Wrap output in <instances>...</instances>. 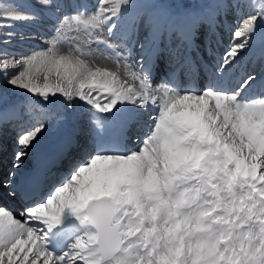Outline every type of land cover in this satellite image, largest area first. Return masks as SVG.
I'll list each match as a JSON object with an SVG mask.
<instances>
[{"label": "snow or ice", "instance_id": "obj_1", "mask_svg": "<svg viewBox=\"0 0 264 264\" xmlns=\"http://www.w3.org/2000/svg\"><path fill=\"white\" fill-rule=\"evenodd\" d=\"M227 19L223 57L194 59ZM241 61L264 69V0L0 3V195L21 202L0 203V264H264V72L233 86ZM50 120L68 134L21 172Z\"/></svg>", "mask_w": 264, "mask_h": 264}, {"label": "bare ground", "instance_id": "obj_2", "mask_svg": "<svg viewBox=\"0 0 264 264\" xmlns=\"http://www.w3.org/2000/svg\"><path fill=\"white\" fill-rule=\"evenodd\" d=\"M91 2L95 3V0H91ZM173 2L183 3L182 0H179V1L173 0ZM38 22H35V23H17L15 25L14 31L17 33V39L15 41H13V45H12L11 50L16 51L17 53H29L33 49H37V48L42 46V39L44 36H46L48 33H50L52 31L49 28L51 26H53V24L55 22V18L51 17V16H46L43 20L38 21ZM47 23H50V25H47ZM235 24H236V21L234 19L224 20V22L220 26V28L221 27L229 28L230 32L229 33H226L225 31L222 32V31H220V28H219L215 32V34L213 35V36H216V34L221 33V35L223 37V40H221V43H220L221 48H222L221 54L216 59V62L219 61L223 57L226 49L231 45V42L228 44H225L224 39L225 38L226 39L231 38V30L233 29ZM21 35H23L26 38L21 39L20 38ZM77 39H79V38H77ZM198 46L200 48H202L203 51L207 50L208 48L212 49L211 43H208L207 45H205V44H203L201 39H200V42L198 43ZM101 63H108V64L114 66L116 62H115V59L113 57H109L108 60L101 61ZM244 67H245V64H242V68H244ZM252 67H253V69H255L256 64H254ZM244 75H245V73H244ZM239 80H232V81L236 83ZM235 83L233 84V86L235 85ZM11 95L12 94L10 93V97H11ZM20 98H18V99H20ZM21 100H23V99H21ZM25 123H27V120L25 121ZM138 131L140 133L146 132L147 131V125L142 124L141 127L138 129ZM68 132H69V129L66 126L61 125L59 122L50 120L48 131L45 133L44 136H42L40 138L38 144L36 145V147L34 149L31 150L29 156L27 158H25L24 167L21 169V172L27 171L29 169V166L36 160V158L38 156H40L42 154H47V152L51 148L52 143L59 145V143L61 142L63 137L65 135H67ZM12 135H13V137H15L14 130L12 132L6 131L3 134L2 138L6 139ZM2 138H0V139H2ZM46 142H48V146H46ZM0 150L2 151L0 153L4 154V157H3L2 162L0 163V166L4 169H10L9 168L10 164L8 162V159L10 157L14 156V153L17 150L16 146L13 144L6 143L3 145H0ZM4 175L7 176L6 174H4ZM18 175H19V173H18ZM0 203H2L3 205L7 206L8 208L14 210L17 214H19V212L21 210L20 207L17 210H15V208H12V205H9L2 195H0Z\"/></svg>", "mask_w": 264, "mask_h": 264}, {"label": "rangeland", "instance_id": "obj_3", "mask_svg": "<svg viewBox=\"0 0 264 264\" xmlns=\"http://www.w3.org/2000/svg\"><path fill=\"white\" fill-rule=\"evenodd\" d=\"M176 1H179V0H176ZM183 1V0H182ZM10 1L9 0H0V3H3V4H6V3H9ZM184 2H187V0H184ZM39 23V22H38ZM40 24V23H39ZM41 25V24H40ZM47 25H50V23H47ZM52 28H53V26H51ZM49 28L50 30H53L52 28ZM223 31L225 30V29H222ZM232 39V38H231ZM121 71H123V69L121 70ZM122 74H123V72H122ZM10 95V94H9ZM24 98V94H20V96L18 97V98ZM7 134V133H6ZM4 141V140H3ZM11 141V142H10ZM4 142H7V140L6 141H4ZM9 144H13V145H15V142H14V138L13 137H11V139H9ZM16 146V145H15ZM14 161H15V158H14V156L13 157H10L9 159H8V162H9V164H10V166H12L13 165V163H14ZM10 168V167H9Z\"/></svg>", "mask_w": 264, "mask_h": 264}]
</instances>
